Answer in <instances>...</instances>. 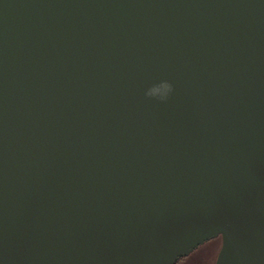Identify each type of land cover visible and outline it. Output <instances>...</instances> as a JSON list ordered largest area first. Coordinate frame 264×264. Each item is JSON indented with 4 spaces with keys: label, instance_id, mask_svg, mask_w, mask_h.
<instances>
[{
    "label": "water",
    "instance_id": "obj_1",
    "mask_svg": "<svg viewBox=\"0 0 264 264\" xmlns=\"http://www.w3.org/2000/svg\"><path fill=\"white\" fill-rule=\"evenodd\" d=\"M217 238L264 264V0H0V264Z\"/></svg>",
    "mask_w": 264,
    "mask_h": 264
},
{
    "label": "rangeland",
    "instance_id": "obj_2",
    "mask_svg": "<svg viewBox=\"0 0 264 264\" xmlns=\"http://www.w3.org/2000/svg\"><path fill=\"white\" fill-rule=\"evenodd\" d=\"M221 248L222 238L213 239L196 249L181 264H216Z\"/></svg>",
    "mask_w": 264,
    "mask_h": 264
},
{
    "label": "clouds",
    "instance_id": "obj_3",
    "mask_svg": "<svg viewBox=\"0 0 264 264\" xmlns=\"http://www.w3.org/2000/svg\"><path fill=\"white\" fill-rule=\"evenodd\" d=\"M173 91L174 86L171 82L167 80H161L158 83L150 85L145 90L144 95L148 99H155L160 102H166Z\"/></svg>",
    "mask_w": 264,
    "mask_h": 264
},
{
    "label": "flooded vegetation",
    "instance_id": "obj_4",
    "mask_svg": "<svg viewBox=\"0 0 264 264\" xmlns=\"http://www.w3.org/2000/svg\"><path fill=\"white\" fill-rule=\"evenodd\" d=\"M188 257H185V258L180 259L176 264H181V261H183V263H185V259L188 258Z\"/></svg>",
    "mask_w": 264,
    "mask_h": 264
}]
</instances>
